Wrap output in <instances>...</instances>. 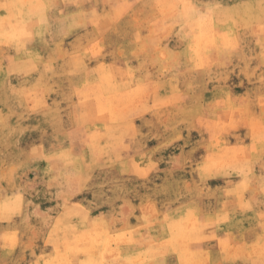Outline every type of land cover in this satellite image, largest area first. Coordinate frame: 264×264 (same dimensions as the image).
Returning <instances> with one entry per match:
<instances>
[{
	"label": "rangeland",
	"instance_id": "obj_1",
	"mask_svg": "<svg viewBox=\"0 0 264 264\" xmlns=\"http://www.w3.org/2000/svg\"><path fill=\"white\" fill-rule=\"evenodd\" d=\"M262 167L264 0H0V264H264Z\"/></svg>",
	"mask_w": 264,
	"mask_h": 264
},
{
	"label": "snow or ice",
	"instance_id": "obj_2",
	"mask_svg": "<svg viewBox=\"0 0 264 264\" xmlns=\"http://www.w3.org/2000/svg\"><path fill=\"white\" fill-rule=\"evenodd\" d=\"M261 178L264 179V167L260 169Z\"/></svg>",
	"mask_w": 264,
	"mask_h": 264
},
{
	"label": "bare ground",
	"instance_id": "obj_3",
	"mask_svg": "<svg viewBox=\"0 0 264 264\" xmlns=\"http://www.w3.org/2000/svg\"><path fill=\"white\" fill-rule=\"evenodd\" d=\"M184 242H185V240H184ZM173 251V250H172Z\"/></svg>",
	"mask_w": 264,
	"mask_h": 264
}]
</instances>
